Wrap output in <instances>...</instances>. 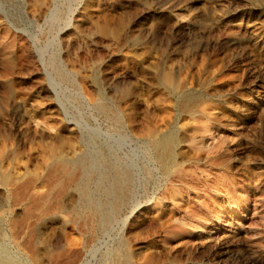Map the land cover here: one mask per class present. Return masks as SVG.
Here are the masks:
<instances>
[{
  "label": "rangeland",
  "instance_id": "obj_1",
  "mask_svg": "<svg viewBox=\"0 0 264 264\" xmlns=\"http://www.w3.org/2000/svg\"><path fill=\"white\" fill-rule=\"evenodd\" d=\"M185 94L196 99L183 106ZM99 99L122 129L93 112ZM97 126L138 183L93 229L80 173L53 162L94 156L100 142L80 137ZM170 128L187 176L167 185L142 137ZM116 254L264 264V0H0V264Z\"/></svg>",
  "mask_w": 264,
  "mask_h": 264
},
{
  "label": "bare ground",
  "instance_id": "obj_2",
  "mask_svg": "<svg viewBox=\"0 0 264 264\" xmlns=\"http://www.w3.org/2000/svg\"><path fill=\"white\" fill-rule=\"evenodd\" d=\"M69 24L70 19L67 22V26H69ZM58 75L62 79L66 78V74L63 72H59ZM195 99V96L185 94L181 98V103L183 106H186L187 104L194 102ZM91 108L93 112L103 117V119L109 124H112L117 128H123L120 114L112 108L105 106L102 100L99 99L93 101L91 103ZM96 120L97 118L95 121ZM97 127H95V129H93V127V130L89 132V128H86L87 131H85L90 133V135L82 134L80 137V143L87 145L88 143L90 144L99 141L100 135L104 134L101 132L100 127ZM205 131L207 132V130ZM142 139L148 142L151 153H153L162 173L166 177V184L172 185L173 181H175L172 179L174 174H177L176 178L179 179L177 182L182 183L187 174L186 171H182L176 161L175 150L177 147V140L175 131L170 128L164 134L158 135L150 133L146 137H142ZM99 142V150L96 152L92 151L94 156L87 152H82L73 158L57 156L53 162L56 174L59 173V175H66L75 171L80 173V178L74 184L73 189L78 198V210L84 214L87 213L93 219V229L97 227H109L108 225L111 223L112 219L117 216L122 209L128 206L131 201H133V190H135L136 183H138V180L136 179L138 174H134L132 171L124 167L115 157L113 153L114 151H112L106 143L103 144V141ZM191 144H194L193 141H191ZM205 167L203 168L205 169ZM206 171L208 172V170ZM135 207L137 208V206H134V208ZM115 258L119 264L125 263L128 259L122 254H116Z\"/></svg>",
  "mask_w": 264,
  "mask_h": 264
}]
</instances>
